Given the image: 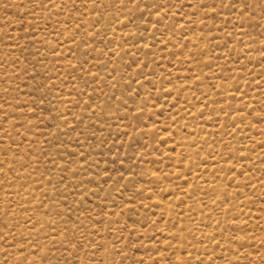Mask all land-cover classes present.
<instances>
[{
    "label": "rangeland",
    "instance_id": "rangeland-1",
    "mask_svg": "<svg viewBox=\"0 0 264 264\" xmlns=\"http://www.w3.org/2000/svg\"><path fill=\"white\" fill-rule=\"evenodd\" d=\"M0 264H264V0H0Z\"/></svg>",
    "mask_w": 264,
    "mask_h": 264
}]
</instances>
